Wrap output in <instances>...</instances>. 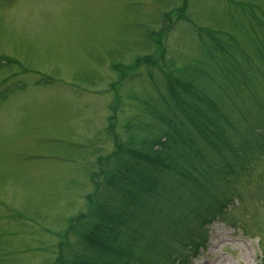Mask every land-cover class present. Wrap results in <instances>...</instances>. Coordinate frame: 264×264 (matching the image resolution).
Segmentation results:
<instances>
[{
	"label": "rangeland",
	"instance_id": "374dc122",
	"mask_svg": "<svg viewBox=\"0 0 264 264\" xmlns=\"http://www.w3.org/2000/svg\"><path fill=\"white\" fill-rule=\"evenodd\" d=\"M200 100L217 105L222 153L184 131ZM171 128L205 172L202 195L186 184L175 203H206L209 189L224 214L186 252L171 230L161 238V199L143 200L160 212L140 224L142 255L264 264V0H0V264H62L119 157L161 147ZM240 141L241 156L228 153Z\"/></svg>",
	"mask_w": 264,
	"mask_h": 264
},
{
	"label": "trees",
	"instance_id": "16d2710c",
	"mask_svg": "<svg viewBox=\"0 0 264 264\" xmlns=\"http://www.w3.org/2000/svg\"><path fill=\"white\" fill-rule=\"evenodd\" d=\"M166 77L170 78L168 74ZM182 80L187 79L180 77L175 83L171 79L168 80V88L172 92L173 99L177 102L175 103L176 110L185 106V104L180 103L176 88H174L175 84L179 89L184 88V91L187 92L188 89L185 88V83ZM197 103H199L198 107ZM207 107L214 111L211 117H207L203 113L204 111L208 112ZM190 110L186 111L185 116L188 117L193 128L186 127L184 131L202 134L203 136H200L207 144L219 152L223 150V146L229 145L224 144L225 141L221 140V136L217 133L218 130L215 129L216 123L218 124L216 118L214 119L217 105L213 100L211 104L206 100L195 102ZM201 120H207L210 124L200 128L196 123ZM171 132L173 135L168 137L167 134H164L161 137V147L155 143L153 146L151 145L150 150L141 149V154L130 153L132 157H128L126 160L119 157L115 164V174H109L106 177L104 188L100 192L98 200L93 203L91 210L83 215L84 218L80 220V222L86 221V225L82 227L83 229L75 232L79 236L75 245L77 247L73 249L69 244H64L67 249L69 247V255L68 258L62 260V264H184L188 255L183 256V253L176 249H174L176 254L165 250L163 261L161 259L149 260L144 254L142 255L144 251L146 252L147 247L144 249L143 244L145 243L141 241L143 234L139 228L140 224L145 220L144 217L155 221V216L160 212H157L151 204L147 206L146 202H157L160 199L161 238H165L163 233L171 230V234L177 237V243L186 252H193L200 247L205 240V235H201L197 229L203 231L206 224L217 217H222L225 204L219 200L218 195H207L206 192L209 189L203 194L204 199L207 200L206 203L201 201L200 204L193 206L188 204L178 206L175 203V199L183 193L182 189L184 190L186 184L192 185L198 190V192L192 191L193 188L189 194L190 198L196 200L197 196L202 195L198 180L204 177L205 172L199 171V168L194 165L181 148V143L185 141L180 140L182 131L171 128ZM221 132L223 134V130ZM247 144V141H240L238 144L230 146L228 153L241 156L237 150H243ZM122 155L125 154L120 156ZM233 157L235 155H231V159ZM182 164L188 168L185 169ZM176 171L179 173L175 177L173 173ZM193 172H196L197 175H194ZM217 172L222 173L219 169ZM164 176H166V182L161 189L165 190L160 194L156 189L164 180ZM143 200L146 201L145 204H141ZM162 202H166V205H162ZM183 219L195 224L196 230L192 227L182 231V233L179 232L178 228L181 227ZM157 231L159 230L157 229ZM145 242L147 244L148 240ZM150 245L155 249V255L160 256L156 246Z\"/></svg>",
	"mask_w": 264,
	"mask_h": 264
}]
</instances>
